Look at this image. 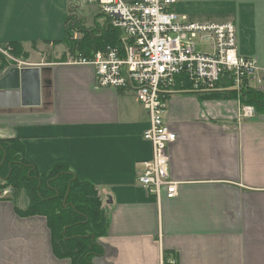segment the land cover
Instances as JSON below:
<instances>
[{
  "label": "crops",
  "instance_id": "obj_1",
  "mask_svg": "<svg viewBox=\"0 0 264 264\" xmlns=\"http://www.w3.org/2000/svg\"><path fill=\"white\" fill-rule=\"evenodd\" d=\"M69 1L0 0V53L20 45L15 66L41 68L43 85L40 106L0 107V140H19L41 172L65 163L95 187L109 225L94 264H264V113L241 121L237 97L172 96L178 195L158 203L137 181L153 156L149 114L131 92L96 88L92 66L70 62ZM208 1L226 4L238 52L264 66V0ZM13 194L0 191V264H73L57 256L44 216L20 214L30 199Z\"/></svg>",
  "mask_w": 264,
  "mask_h": 264
},
{
  "label": "built area",
  "instance_id": "obj_2",
  "mask_svg": "<svg viewBox=\"0 0 264 264\" xmlns=\"http://www.w3.org/2000/svg\"><path fill=\"white\" fill-rule=\"evenodd\" d=\"M82 4L96 5L97 18L104 21L87 27L78 12ZM176 4L177 0H76L69 3L65 24L77 41L82 40L83 29L97 36L104 28L118 33L115 44L93 50L90 57L71 54L70 62L92 66L96 88L131 92L147 110L150 121L143 139L152 145L153 156L142 163L137 181L158 203L178 195L179 183L170 174L169 148L178 134L166 120L169 99L177 94L235 91L239 117L245 121L258 112L241 102L242 90L264 93V66L238 52L235 24L191 21L175 9ZM206 42L211 43L209 49L198 48Z\"/></svg>",
  "mask_w": 264,
  "mask_h": 264
},
{
  "label": "trees",
  "instance_id": "obj_3",
  "mask_svg": "<svg viewBox=\"0 0 264 264\" xmlns=\"http://www.w3.org/2000/svg\"><path fill=\"white\" fill-rule=\"evenodd\" d=\"M118 33L104 28L102 35L83 29L82 40H73L66 30L61 43L70 54L80 52L90 57L93 50L115 44ZM19 57L26 53L18 44H11ZM9 61L0 54V70ZM50 88V83L46 86ZM206 98L237 97L235 91L199 95ZM241 102L253 105L258 113H264V93L251 88L243 89ZM24 190L30 205L22 216L42 215L47 219L54 250L59 258H69L73 264H94L93 257L103 254L99 244L108 229L109 217L104 201L95 187L81 182L65 163L46 171H39L26 160L23 144L16 139L0 140V191Z\"/></svg>",
  "mask_w": 264,
  "mask_h": 264
},
{
  "label": "water",
  "instance_id": "obj_4",
  "mask_svg": "<svg viewBox=\"0 0 264 264\" xmlns=\"http://www.w3.org/2000/svg\"><path fill=\"white\" fill-rule=\"evenodd\" d=\"M42 88L41 68L13 66L0 77V107L40 106Z\"/></svg>",
  "mask_w": 264,
  "mask_h": 264
},
{
  "label": "rangeland",
  "instance_id": "obj_5",
  "mask_svg": "<svg viewBox=\"0 0 264 264\" xmlns=\"http://www.w3.org/2000/svg\"><path fill=\"white\" fill-rule=\"evenodd\" d=\"M176 9L178 11L183 12L186 14L191 21L194 22H225L226 19V12L223 9H226L225 3H212L208 0H177ZM70 3H76V0H70ZM221 6L223 7L221 11L218 10L216 12V7ZM78 12L85 18V21L88 25H94V20H98V7L94 4H82V6L78 9ZM104 18V17H103ZM105 19V18H104ZM104 21V20H101ZM211 43L206 42L204 44L198 45L199 49H209ZM66 47V46H65ZM1 48V47H0ZM4 48V47H3ZM2 49V48H1ZM64 49H67L64 48ZM5 54H1V56L5 57L6 60L12 65H16L17 62H14L13 58L19 57V54L14 50V48L8 49L6 52L2 50ZM8 55V56H7ZM13 195L17 196H25L28 198L26 192L21 189H12ZM24 197V198H25Z\"/></svg>",
  "mask_w": 264,
  "mask_h": 264
}]
</instances>
